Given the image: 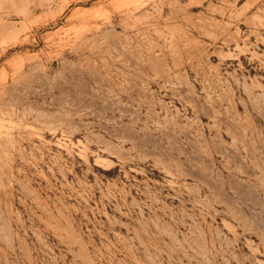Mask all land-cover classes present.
<instances>
[{
	"label": "rangeland",
	"instance_id": "obj_1",
	"mask_svg": "<svg viewBox=\"0 0 264 264\" xmlns=\"http://www.w3.org/2000/svg\"><path fill=\"white\" fill-rule=\"evenodd\" d=\"M0 264H264V0H0Z\"/></svg>",
	"mask_w": 264,
	"mask_h": 264
}]
</instances>
